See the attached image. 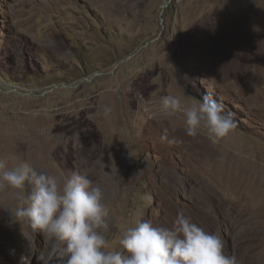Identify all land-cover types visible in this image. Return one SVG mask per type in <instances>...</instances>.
Segmentation results:
<instances>
[{"label":"rangeland","instance_id":"374dc122","mask_svg":"<svg viewBox=\"0 0 264 264\" xmlns=\"http://www.w3.org/2000/svg\"><path fill=\"white\" fill-rule=\"evenodd\" d=\"M168 94L209 95L236 127L190 137L161 111ZM21 159L102 187L112 248L137 220L170 227L183 210L240 264H264V197L248 191L264 188V0H0V160ZM17 206L0 189V264H47L54 242Z\"/></svg>","mask_w":264,"mask_h":264},{"label":"clouds","instance_id":"9594fccd","mask_svg":"<svg viewBox=\"0 0 264 264\" xmlns=\"http://www.w3.org/2000/svg\"><path fill=\"white\" fill-rule=\"evenodd\" d=\"M159 106L167 116L182 114L190 137L203 133L217 143L236 127L232 114L209 95L186 105L168 94L160 97ZM111 114L112 108L105 106L103 116ZM5 187L13 190L18 203L12 219L28 223L31 230L54 242L47 264L53 257L56 264H240L235 255L225 253L219 235L205 231L183 210L170 227L137 220L121 233L117 247H110L103 234L110 218L104 190L82 172L60 180L25 160L11 168L0 160V189ZM19 264H30V257L21 254Z\"/></svg>","mask_w":264,"mask_h":264},{"label":"bare ground","instance_id":"6f19581e","mask_svg":"<svg viewBox=\"0 0 264 264\" xmlns=\"http://www.w3.org/2000/svg\"><path fill=\"white\" fill-rule=\"evenodd\" d=\"M243 2V1H242ZM233 4V3H232ZM238 4V3H237ZM248 4H251V2L250 3H248ZM235 5V4H234ZM248 7H249V5H247ZM245 7H246V5H245ZM253 7V6H252ZM250 8V7H249ZM248 9V8H247ZM250 10V9H249ZM229 11V10H228ZM251 15V14H250ZM249 15V16H250ZM255 20V19H254ZM251 24H253V22L251 23ZM254 27V26H253ZM252 28V27H251ZM256 28V27H255ZM256 31V30H255ZM254 31V32H255ZM252 32V31H251ZM258 32V31H257ZM256 32V33H257ZM255 34V33H254ZM259 34V33H258ZM252 36V35H251ZM255 37L257 38L258 37V35H256L255 34ZM252 45V44H251ZM235 52V51H234ZM237 52L238 51H236V54H237ZM238 55V54H237ZM234 58H235V56H234ZM233 61V60H232ZM91 116V115H90ZM93 118V117H92ZM52 151V152H51ZM53 151H54V148L53 147H51V148H49V150H48V153H49V156L50 157H52V155H53ZM222 171H225V173H224V176L225 177H227V180H228V182H232V184H238V182H239V180H238V176L239 175H235V174H232L230 171H229V169H228V167L227 166H223V169H222ZM240 179V178H239ZM261 183H258V182H254V184L250 187V189L248 190V191H255L256 192V194L255 195H257V196H255V198H259V197H261L262 196V198L264 197V188H263V186L262 185H260ZM262 186V187H261ZM259 196V197H258ZM261 198V199H262ZM254 199V198H253ZM256 201H257V199H256ZM262 202V201H261ZM260 202V205L261 206H264V203H261ZM258 205V204H257ZM243 211V210H242ZM246 213V212H245ZM251 213V212H250Z\"/></svg>","mask_w":264,"mask_h":264}]
</instances>
